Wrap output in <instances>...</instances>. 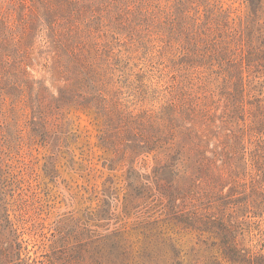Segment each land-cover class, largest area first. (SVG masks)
<instances>
[{
    "label": "rangeland",
    "instance_id": "374dc122",
    "mask_svg": "<svg viewBox=\"0 0 264 264\" xmlns=\"http://www.w3.org/2000/svg\"><path fill=\"white\" fill-rule=\"evenodd\" d=\"M194 219L264 256V0H0V264H228Z\"/></svg>",
    "mask_w": 264,
    "mask_h": 264
},
{
    "label": "trees",
    "instance_id": "16d2710c",
    "mask_svg": "<svg viewBox=\"0 0 264 264\" xmlns=\"http://www.w3.org/2000/svg\"><path fill=\"white\" fill-rule=\"evenodd\" d=\"M100 104L101 101L98 103L99 108L101 109V112L108 118V121L113 124H117L116 122L118 121V117L116 116V111L113 109H109V107L105 106V104ZM117 128L119 129L117 133H106L102 137L105 144L111 145L115 149L122 147L125 144V139L119 137L122 126H118ZM202 166L204 165L202 164ZM210 223L217 225L220 228L221 232H223V234L221 235L223 240H221L218 250L220 251L224 262H227L228 264H264V256H254L249 252L240 250L234 242H231L228 239V234H232L233 231L224 222L219 220L214 222L212 221ZM210 223H204L200 219H194L193 221L195 228H198V230L201 228H210ZM220 263L223 264L222 262Z\"/></svg>",
    "mask_w": 264,
    "mask_h": 264
}]
</instances>
